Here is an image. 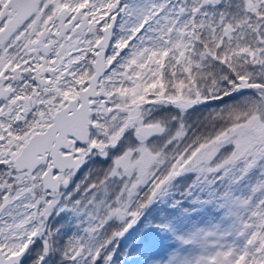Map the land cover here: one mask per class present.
Listing matches in <instances>:
<instances>
[{
	"label": "snow or ice",
	"instance_id": "1",
	"mask_svg": "<svg viewBox=\"0 0 264 264\" xmlns=\"http://www.w3.org/2000/svg\"><path fill=\"white\" fill-rule=\"evenodd\" d=\"M0 264H264V0H0Z\"/></svg>",
	"mask_w": 264,
	"mask_h": 264
}]
</instances>
